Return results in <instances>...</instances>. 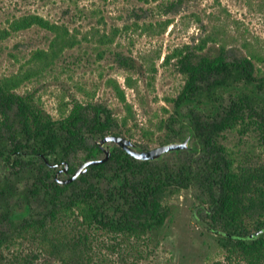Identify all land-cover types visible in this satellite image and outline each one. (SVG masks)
<instances>
[{
	"label": "trees",
	"instance_id": "16d2710c",
	"mask_svg": "<svg viewBox=\"0 0 264 264\" xmlns=\"http://www.w3.org/2000/svg\"><path fill=\"white\" fill-rule=\"evenodd\" d=\"M31 28L51 35L47 48L0 77V264H111L112 256L120 264L155 262L170 236L172 200L184 191L194 194V219L215 235L226 263L264 264V73L255 63L264 60L230 58L223 45L203 51L207 41L198 50L173 49L163 63H173L183 85L167 99L159 145L189 136L192 150L138 161L113 146L107 161L60 184L52 165L103 157L96 141L121 136L128 119L75 99L53 119L33 93H19L81 43L37 14L13 17L0 28V41ZM100 41L112 43L104 35ZM113 56L118 67L138 72L132 58ZM111 86L129 113L123 90Z\"/></svg>",
	"mask_w": 264,
	"mask_h": 264
},
{
	"label": "rangeland",
	"instance_id": "374dc122",
	"mask_svg": "<svg viewBox=\"0 0 264 264\" xmlns=\"http://www.w3.org/2000/svg\"><path fill=\"white\" fill-rule=\"evenodd\" d=\"M169 3L177 4L175 12L164 9ZM28 14L66 26L81 43L18 92L33 93L53 119L60 117L72 99L102 105L117 119H128L121 136L145 150L160 146L158 127L170 110L167 99L183 85L173 63H163L165 55L186 45L198 50L207 41L203 51L223 45L230 58L252 54L264 60V0H0L1 29L13 17ZM103 35L112 43L104 45ZM50 39L48 32L31 28L0 41V77L26 68L31 53L46 49ZM113 53L132 58L138 72L118 67ZM255 63L264 73V62ZM111 81L123 90L132 108L129 113ZM81 158H70L68 163L76 169ZM172 203L175 214L170 236L163 241L157 261L146 264H228L215 235L194 219V194L184 191ZM111 264L120 263L112 256ZM125 264L132 263L126 260Z\"/></svg>",
	"mask_w": 264,
	"mask_h": 264
},
{
	"label": "water",
	"instance_id": "95a60500",
	"mask_svg": "<svg viewBox=\"0 0 264 264\" xmlns=\"http://www.w3.org/2000/svg\"><path fill=\"white\" fill-rule=\"evenodd\" d=\"M190 137L187 136L182 141H173L169 143L162 144L156 148L144 150L142 147L136 145L128 138L116 135H107L102 139L97 141V145L100 150L103 152V157L98 159H90L83 162L79 165L72 173H69V163L64 161L60 164L52 165V168L61 167V169L55 174V178L60 184H68L72 181L80 178L86 171L89 166L98 165L108 160L112 148H109V144H113L114 146L120 148L125 151L127 154L132 156L138 161H159L164 155L173 153L176 151L187 150L191 151L192 147L189 146ZM63 174L66 176L65 179H58V176Z\"/></svg>",
	"mask_w": 264,
	"mask_h": 264
},
{
	"label": "flooded vegetation",
	"instance_id": "af4514ba",
	"mask_svg": "<svg viewBox=\"0 0 264 264\" xmlns=\"http://www.w3.org/2000/svg\"><path fill=\"white\" fill-rule=\"evenodd\" d=\"M56 170H57V171H59V167H58V168H56Z\"/></svg>",
	"mask_w": 264,
	"mask_h": 264
}]
</instances>
